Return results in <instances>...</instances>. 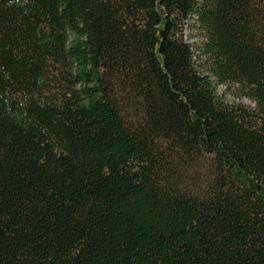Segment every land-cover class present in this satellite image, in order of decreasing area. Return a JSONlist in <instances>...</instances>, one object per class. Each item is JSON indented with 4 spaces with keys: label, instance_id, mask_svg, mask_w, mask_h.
Instances as JSON below:
<instances>
[{
    "label": "trees",
    "instance_id": "1",
    "mask_svg": "<svg viewBox=\"0 0 264 264\" xmlns=\"http://www.w3.org/2000/svg\"><path fill=\"white\" fill-rule=\"evenodd\" d=\"M0 264H264V0H0Z\"/></svg>",
    "mask_w": 264,
    "mask_h": 264
},
{
    "label": "rangeland",
    "instance_id": "2",
    "mask_svg": "<svg viewBox=\"0 0 264 264\" xmlns=\"http://www.w3.org/2000/svg\"><path fill=\"white\" fill-rule=\"evenodd\" d=\"M197 32L195 29L188 28V38L189 42L194 43L197 42ZM218 91L223 98V100L229 105L239 104L246 108L253 109L254 104L248 98L242 96L235 88L228 89L224 86L218 87Z\"/></svg>",
    "mask_w": 264,
    "mask_h": 264
}]
</instances>
